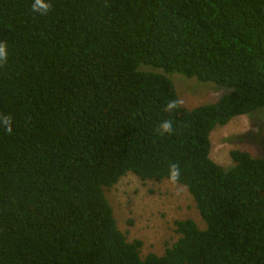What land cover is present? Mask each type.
Wrapping results in <instances>:
<instances>
[{
  "label": "trees",
  "instance_id": "obj_1",
  "mask_svg": "<svg viewBox=\"0 0 264 264\" xmlns=\"http://www.w3.org/2000/svg\"><path fill=\"white\" fill-rule=\"evenodd\" d=\"M174 73L230 91L188 109ZM262 108L264 0H0V264H264V158L211 157ZM130 173L205 228L143 257L106 195Z\"/></svg>",
  "mask_w": 264,
  "mask_h": 264
},
{
  "label": "rangeland",
  "instance_id": "obj_2",
  "mask_svg": "<svg viewBox=\"0 0 264 264\" xmlns=\"http://www.w3.org/2000/svg\"><path fill=\"white\" fill-rule=\"evenodd\" d=\"M183 107L194 109L216 103L230 89L212 82L174 73L169 75ZM264 108L234 118L226 126H218L211 134L212 159L225 169L233 167L231 151L243 150L264 158ZM119 229L128 240L143 242L142 256L162 255L178 241L175 222L195 220L201 229L205 224L186 187L169 180L141 181L133 174L123 177L106 193Z\"/></svg>",
  "mask_w": 264,
  "mask_h": 264
}]
</instances>
